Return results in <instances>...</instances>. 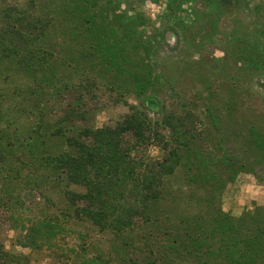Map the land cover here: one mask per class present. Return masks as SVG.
Segmentation results:
<instances>
[{
	"label": "rangeland",
	"instance_id": "rangeland-1",
	"mask_svg": "<svg viewBox=\"0 0 264 264\" xmlns=\"http://www.w3.org/2000/svg\"><path fill=\"white\" fill-rule=\"evenodd\" d=\"M259 83L264 0H0V264H230L264 229ZM131 108L158 134L137 155L177 164L101 228L57 158Z\"/></svg>",
	"mask_w": 264,
	"mask_h": 264
},
{
	"label": "trees",
	"instance_id": "trees-1",
	"mask_svg": "<svg viewBox=\"0 0 264 264\" xmlns=\"http://www.w3.org/2000/svg\"><path fill=\"white\" fill-rule=\"evenodd\" d=\"M259 86L264 91V85L259 83ZM80 133L86 141L69 140L75 154L65 152L57 158L69 180L85 187L83 193L69 192L68 200L83 202L77 207L79 214L101 228L111 224L125 227L130 209L114 201L123 198L127 187H130L128 191L135 189L143 203L159 198L162 177L173 172L178 153L169 150L155 160L137 155V150L158 134L134 108L113 127L87 128ZM122 136H130L133 143L125 145ZM237 239L235 250L226 254L230 264H264V229H256L243 237L238 235Z\"/></svg>",
	"mask_w": 264,
	"mask_h": 264
}]
</instances>
